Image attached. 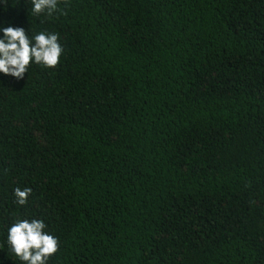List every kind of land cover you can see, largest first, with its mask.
<instances>
[{
    "label": "trees",
    "instance_id": "trees-1",
    "mask_svg": "<svg viewBox=\"0 0 264 264\" xmlns=\"http://www.w3.org/2000/svg\"><path fill=\"white\" fill-rule=\"evenodd\" d=\"M32 7L0 0V28L63 51L0 72V264H27L25 219L47 264H264V0Z\"/></svg>",
    "mask_w": 264,
    "mask_h": 264
},
{
    "label": "clouds",
    "instance_id": "clouds-1",
    "mask_svg": "<svg viewBox=\"0 0 264 264\" xmlns=\"http://www.w3.org/2000/svg\"><path fill=\"white\" fill-rule=\"evenodd\" d=\"M32 12L52 15L58 7V0H32ZM0 31V72L23 79L29 64L33 61L53 68L59 63L63 51L59 35L41 31L35 35L34 43L24 28L2 27ZM31 188L15 189L16 202L26 205ZM43 220H18L8 230V242L12 251L27 264H47V259L58 251V239L44 231Z\"/></svg>",
    "mask_w": 264,
    "mask_h": 264
}]
</instances>
